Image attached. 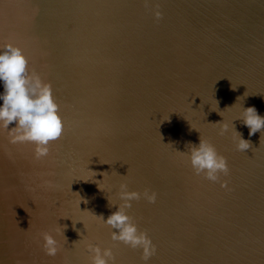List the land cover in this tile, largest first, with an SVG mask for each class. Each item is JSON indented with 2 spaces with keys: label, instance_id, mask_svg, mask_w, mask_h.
I'll use <instances>...</instances> for the list:
<instances>
[{
  "label": "water",
  "instance_id": "1",
  "mask_svg": "<svg viewBox=\"0 0 264 264\" xmlns=\"http://www.w3.org/2000/svg\"><path fill=\"white\" fill-rule=\"evenodd\" d=\"M5 43L51 82L64 130L41 158L0 132V264H90L76 229L112 247L114 264H264V132L249 136L237 118L247 106L264 115V0H0ZM232 121L251 141L244 151ZM199 135L227 158L228 187L178 152ZM121 182L157 193L127 209L156 245L146 262L76 206L79 192L81 209L106 218Z\"/></svg>",
  "mask_w": 264,
  "mask_h": 264
},
{
  "label": "clouds",
  "instance_id": "2",
  "mask_svg": "<svg viewBox=\"0 0 264 264\" xmlns=\"http://www.w3.org/2000/svg\"><path fill=\"white\" fill-rule=\"evenodd\" d=\"M149 2L151 0H145V3ZM153 16L157 19L163 16L159 5L153 9ZM0 85H2V91H0V132H7L9 143H32L36 158L47 156L50 150V142L57 140L64 130L63 118L59 112V104L53 95L51 82L42 78L35 69H29V58L21 47L12 43H5L0 47ZM239 98L237 97V100ZM216 103L218 108L217 100ZM217 112L220 114V111ZM237 118L241 119V122L248 127L249 136L258 131L264 132L261 131L264 129V115H261L255 106L243 107L240 116ZM168 119L162 118V120ZM233 121L231 122V129L234 134L233 138L237 141L236 148L239 151H244L250 147L251 141L243 137L242 133L236 129ZM213 124L219 125L220 135H224L230 128L229 123L223 122V120ZM10 125L12 126L10 127ZM191 128L196 129L192 126ZM196 130L199 132L198 129ZM186 149V151H177L187 156L196 174H203L205 178L211 181H219L221 187H228V181L221 180V175L227 176L229 173L227 158L217 151L214 144L199 135L198 143L189 141L186 143ZM89 170L94 173V178L91 181H94L97 187L103 190L100 184V181L104 179L103 174L102 179H96V172L92 169ZM69 188L72 191L71 185ZM74 193L80 197L76 202L78 210L82 213L89 212L93 218L110 226L113 241H121L132 248L141 249V259L145 262L156 253V245L152 242L151 237L146 231L138 228L133 217L127 212V209L132 206L131 202L139 200L141 197L149 203H154L157 198L155 191H150L147 188L143 192L128 190V184L121 182L116 192L119 203H114L107 197L108 206L115 205L116 207L115 211L110 212L106 218L103 214H96L88 208L81 209V201L83 200L86 204L87 200L81 197L79 192ZM78 221L83 222L84 225L82 219L72 220L74 228ZM62 227L65 237L64 229L67 225H62ZM53 231L59 234L61 224L57 223ZM53 231H46L42 234L43 248L50 256L56 255L61 246L56 235H53ZM76 231L80 234L79 240L84 242V246L90 254V264H110V262L114 264L115 254L112 247L102 248L99 243H91L81 236L78 229Z\"/></svg>",
  "mask_w": 264,
  "mask_h": 264
}]
</instances>
